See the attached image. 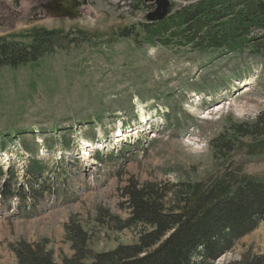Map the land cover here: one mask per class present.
<instances>
[{
	"label": "rangeland",
	"instance_id": "obj_1",
	"mask_svg": "<svg viewBox=\"0 0 264 264\" xmlns=\"http://www.w3.org/2000/svg\"><path fill=\"white\" fill-rule=\"evenodd\" d=\"M143 1L89 0L70 19L38 0H0V36L36 26L91 33L38 63L0 68V264H19L21 241L40 242L56 261L73 256L72 221L97 252L137 242L136 230L97 218L130 216V181H200L230 168L264 179V134L232 130L264 112V56L149 46L136 35L155 9ZM170 1L174 11L195 0ZM222 134L238 140L230 154L213 145ZM35 159L43 162L36 179ZM249 251L264 254V222L216 264Z\"/></svg>",
	"mask_w": 264,
	"mask_h": 264
},
{
	"label": "trees",
	"instance_id": "obj_2",
	"mask_svg": "<svg viewBox=\"0 0 264 264\" xmlns=\"http://www.w3.org/2000/svg\"><path fill=\"white\" fill-rule=\"evenodd\" d=\"M173 8L172 4L163 20H148L136 35L141 33V40L149 46H192L200 52L264 56V0H195L174 11ZM90 38L86 30L38 26L23 34L2 35L0 68L38 63L44 56ZM252 123L247 127L235 125L232 130L240 136L264 134V112ZM249 128L263 130L245 132ZM226 136L217 137L213 145L218 152L224 149L230 154L238 140ZM250 151L255 154L258 150L253 145ZM31 167L36 179L43 162L35 159ZM123 195L131 210L127 219L102 211L97 218L100 222L103 217L110 218L111 229L136 230L137 242L97 252L90 245L89 232L72 221L66 233L73 256L56 261L40 242L21 241L13 248L19 264H216L242 236L264 222V179L239 177L231 168L200 181H130ZM228 264H264V254L249 251Z\"/></svg>",
	"mask_w": 264,
	"mask_h": 264
},
{
	"label": "water",
	"instance_id": "obj_3",
	"mask_svg": "<svg viewBox=\"0 0 264 264\" xmlns=\"http://www.w3.org/2000/svg\"><path fill=\"white\" fill-rule=\"evenodd\" d=\"M60 10H56V14L62 17H69L74 19L77 17H82L84 11L80 10L83 5H88L89 0H60ZM156 5V8L148 13L147 19L149 21H158L165 19L172 8V3L170 0H149Z\"/></svg>",
	"mask_w": 264,
	"mask_h": 264
},
{
	"label": "flooded vegetation",
	"instance_id": "obj_4",
	"mask_svg": "<svg viewBox=\"0 0 264 264\" xmlns=\"http://www.w3.org/2000/svg\"><path fill=\"white\" fill-rule=\"evenodd\" d=\"M39 3H40V7H41V10L43 12H49L50 14H53L55 16H58L56 14V10H59L61 11L59 8H60V4H61V1L60 0H38ZM81 1V0H80ZM150 4V8L151 9H154L156 8V5L153 4L152 2H150L149 0H147ZM89 5V4H88ZM88 5H83L82 7H80V10H83L85 12V9ZM62 12V11H61ZM62 17V16H61ZM69 18V17H68Z\"/></svg>",
	"mask_w": 264,
	"mask_h": 264
},
{
	"label": "bare ground",
	"instance_id": "obj_5",
	"mask_svg": "<svg viewBox=\"0 0 264 264\" xmlns=\"http://www.w3.org/2000/svg\"><path fill=\"white\" fill-rule=\"evenodd\" d=\"M126 37H127V36H126ZM145 116H146V115H145ZM145 116H144V113H142V118H144Z\"/></svg>",
	"mask_w": 264,
	"mask_h": 264
}]
</instances>
